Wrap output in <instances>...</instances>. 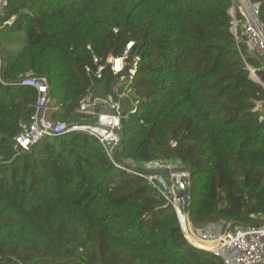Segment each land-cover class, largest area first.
<instances>
[{"label": "trees", "instance_id": "16d2710c", "mask_svg": "<svg viewBox=\"0 0 264 264\" xmlns=\"http://www.w3.org/2000/svg\"><path fill=\"white\" fill-rule=\"evenodd\" d=\"M229 8L230 0H10L5 31L25 41L0 48V264H221L187 244L146 180L116 165L188 171L191 230L264 223V116L255 110L264 86L246 65L263 84L264 73L240 30L235 40ZM128 42L114 75L106 60ZM28 75L47 79L53 121L81 126L97 123L77 110L98 84L109 94L121 77L129 82L115 165L83 131L15 147L35 109L36 91L18 85Z\"/></svg>", "mask_w": 264, "mask_h": 264}, {"label": "built area", "instance_id": "2783aa9c", "mask_svg": "<svg viewBox=\"0 0 264 264\" xmlns=\"http://www.w3.org/2000/svg\"><path fill=\"white\" fill-rule=\"evenodd\" d=\"M9 2L10 0H0V32L9 28L14 19L12 17L8 20H1L9 7ZM229 14L231 31L235 40L238 39L237 33L240 30L241 36L245 38L247 52L259 62V69L264 73L263 8L259 2H254V0H230ZM132 46L133 42H128L121 56L107 59L106 62L114 75L123 72L128 52ZM95 63L98 62L95 61ZM246 68L260 83L255 69L249 65H246ZM103 69V65L98 64L94 72L96 79L101 78ZM134 73L135 69L129 70V80ZM18 85L34 89L36 101L29 123L24 125L22 131L14 138L17 149L28 151L31 146L45 137H59L67 133L83 131L97 138L115 165L112 155L121 140L118 129L121 121L128 118V114H121L119 103L109 104L108 101L101 100L102 102H99L101 111L97 113L96 104L98 102L85 100L80 104L77 112L84 115H96L97 123L91 126L66 124L51 119V113L57 108L48 97L49 86L46 78L28 75ZM107 106L109 109H105ZM116 167L146 180L166 204L172 207L182 235L190 246L211 253L220 260L221 264H264V223L235 228H229L223 224H211L197 231L189 228L183 207L186 191L190 186V174L178 163L152 161L141 167V171L119 165Z\"/></svg>", "mask_w": 264, "mask_h": 264}, {"label": "rangeland", "instance_id": "374dc122", "mask_svg": "<svg viewBox=\"0 0 264 264\" xmlns=\"http://www.w3.org/2000/svg\"><path fill=\"white\" fill-rule=\"evenodd\" d=\"M24 41H25V38H24L23 33H13L11 31H1L0 32V48L1 49L7 48L9 50L19 51L24 46ZM249 74H250V78L253 81L259 83L258 81H256L255 76L251 75L250 72ZM258 79L260 80L259 77ZM261 84L264 86L262 82ZM128 85H129V82L121 78V80L117 83V85L109 90L110 92L109 94H104L105 90L103 86L101 84H98L94 88V90L88 95V97H86L87 99L85 100L86 101L93 100L95 102H102L101 100H106L108 101L109 104L115 102V103H119V105L121 106L127 98L132 97V91L129 89ZM105 109H109V107L107 106ZM255 110H260V112L264 116V105L263 104L257 103ZM188 248L189 246L186 244L184 246L185 252L188 251Z\"/></svg>", "mask_w": 264, "mask_h": 264}, {"label": "water", "instance_id": "95a60500", "mask_svg": "<svg viewBox=\"0 0 264 264\" xmlns=\"http://www.w3.org/2000/svg\"><path fill=\"white\" fill-rule=\"evenodd\" d=\"M189 192H190V187H189V189H188V195H189Z\"/></svg>", "mask_w": 264, "mask_h": 264}, {"label": "bare ground", "instance_id": "6f19581e", "mask_svg": "<svg viewBox=\"0 0 264 264\" xmlns=\"http://www.w3.org/2000/svg\"><path fill=\"white\" fill-rule=\"evenodd\" d=\"M181 219V218H180ZM181 222H182V219H181Z\"/></svg>", "mask_w": 264, "mask_h": 264}, {"label": "clouds", "instance_id": "9594fccd", "mask_svg": "<svg viewBox=\"0 0 264 264\" xmlns=\"http://www.w3.org/2000/svg\"><path fill=\"white\" fill-rule=\"evenodd\" d=\"M260 84H261V82H260Z\"/></svg>", "mask_w": 264, "mask_h": 264}]
</instances>
